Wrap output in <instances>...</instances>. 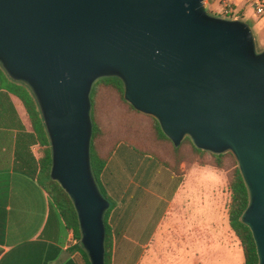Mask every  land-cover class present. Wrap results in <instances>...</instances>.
I'll list each match as a JSON object with an SVG mask.
<instances>
[{
  "label": "water",
  "instance_id": "1",
  "mask_svg": "<svg viewBox=\"0 0 264 264\" xmlns=\"http://www.w3.org/2000/svg\"><path fill=\"white\" fill-rule=\"evenodd\" d=\"M0 66L38 103L51 177L75 205L91 264H106L110 203L91 166V95L105 78L175 147L190 138L234 155L264 264V50L245 21L208 14L205 0H0Z\"/></svg>",
  "mask_w": 264,
  "mask_h": 264
},
{
  "label": "crops",
  "instance_id": "2",
  "mask_svg": "<svg viewBox=\"0 0 264 264\" xmlns=\"http://www.w3.org/2000/svg\"><path fill=\"white\" fill-rule=\"evenodd\" d=\"M243 1L251 5L233 3L246 22ZM257 29L264 37V27ZM14 101L29 129L22 104ZM18 133L0 130V264H86L71 252L78 244L74 232L50 218L46 191L16 170ZM33 153L39 158L38 147ZM100 181L116 204L108 219L112 264H246L230 225L231 195L222 172L183 164L175 174L119 144Z\"/></svg>",
  "mask_w": 264,
  "mask_h": 264
},
{
  "label": "trees",
  "instance_id": "3",
  "mask_svg": "<svg viewBox=\"0 0 264 264\" xmlns=\"http://www.w3.org/2000/svg\"><path fill=\"white\" fill-rule=\"evenodd\" d=\"M243 19V18H241ZM115 94L118 99L134 114L143 117L149 127L137 128L118 126L119 117L114 113L104 118L101 104L104 94ZM125 88L118 78H105L98 81L92 91V123L93 138L91 142V166L94 178L103 196L110 203L105 214L106 224V264L113 260V230L108 223L109 215L115 208L105 194L100 178L119 144H125L136 153L149 156L175 174H181L183 164L211 167L218 171L230 170L228 189L231 201L228 208L230 225L242 244L246 264H259L257 247L251 230L244 224L250 198L241 175L238 163L232 153L215 155L197 149L190 138H186L177 148L162 131L158 121L144 115L125 100ZM17 99L23 106L29 129L23 121L15 105ZM18 129L16 141V170L38 182L46 191L49 199L50 218L57 220L67 232H74L78 244L71 252L82 255L86 264H91L82 243V232L79 217L69 195L61 185L52 179V149L44 120L38 103L30 89L9 78L0 66V130ZM39 148V158L33 148Z\"/></svg>",
  "mask_w": 264,
  "mask_h": 264
},
{
  "label": "rangeland",
  "instance_id": "4",
  "mask_svg": "<svg viewBox=\"0 0 264 264\" xmlns=\"http://www.w3.org/2000/svg\"><path fill=\"white\" fill-rule=\"evenodd\" d=\"M246 6L245 2L243 1V6ZM247 9V17H246V23L251 27L256 41H257V47L259 51L264 50V37L261 33H258L257 27H264V18L256 16L255 12L253 11V8L250 6H246ZM219 7L217 5L212 6L210 5L207 7V12L210 15L219 17ZM103 115L105 119H108L112 116L114 113L115 116L119 117L118 126L120 128L123 127H130V129H133L134 127L139 128H146L149 127V123L141 116L134 114L130 109H128L119 99L118 97L113 94H104L103 102L101 104ZM231 170V169H230ZM219 171L222 172L226 178H227V189H228V181L229 176L231 174V171ZM229 191V189H228ZM230 194V192H229ZM108 197V196H107ZM110 201L113 202V199L108 197ZM228 200V199H227ZM231 201V199H230Z\"/></svg>",
  "mask_w": 264,
  "mask_h": 264
},
{
  "label": "built area",
  "instance_id": "5",
  "mask_svg": "<svg viewBox=\"0 0 264 264\" xmlns=\"http://www.w3.org/2000/svg\"><path fill=\"white\" fill-rule=\"evenodd\" d=\"M253 7L255 14L259 17L264 18V0H247ZM217 5L219 7V17L229 20L241 19L240 13L236 10V6L233 0H205L206 7L210 5ZM74 242L76 240L72 238ZM72 240V242H73Z\"/></svg>",
  "mask_w": 264,
  "mask_h": 264
}]
</instances>
